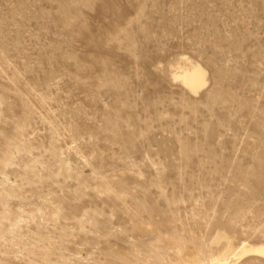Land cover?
<instances>
[{
	"label": "rangeland",
	"instance_id": "rangeland-1",
	"mask_svg": "<svg viewBox=\"0 0 264 264\" xmlns=\"http://www.w3.org/2000/svg\"><path fill=\"white\" fill-rule=\"evenodd\" d=\"M243 241L264 242V0H0V264Z\"/></svg>",
	"mask_w": 264,
	"mask_h": 264
},
{
	"label": "bare ground",
	"instance_id": "bare-ground-1",
	"mask_svg": "<svg viewBox=\"0 0 264 264\" xmlns=\"http://www.w3.org/2000/svg\"><path fill=\"white\" fill-rule=\"evenodd\" d=\"M207 75V71L202 65L189 62L184 67H180L179 71L175 72L172 77L191 95H198L208 85ZM219 238L227 240L224 236ZM252 257L264 260V242L243 241L238 246L227 242L218 254L212 256L209 264H239L241 260Z\"/></svg>",
	"mask_w": 264,
	"mask_h": 264
}]
</instances>
